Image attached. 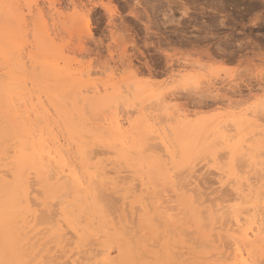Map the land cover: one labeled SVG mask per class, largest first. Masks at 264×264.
Instances as JSON below:
<instances>
[{
	"label": "bare ground",
	"instance_id": "6f19581e",
	"mask_svg": "<svg viewBox=\"0 0 264 264\" xmlns=\"http://www.w3.org/2000/svg\"><path fill=\"white\" fill-rule=\"evenodd\" d=\"M4 1L0 0V264H82L85 259L90 264H264V189L257 186L259 178H253L250 170L242 177L233 172L238 155L248 160L262 145L246 143L239 151L238 142H230L226 134L214 137L211 129L202 136L205 145L202 137L198 143L186 107L185 112L173 110V93L165 94L167 84L183 76L186 66L170 74L166 89L136 82L123 90L118 85L100 86L90 82L91 71L86 69L76 76L67 72L71 83L64 82L58 93H50L47 86L43 89L27 77L30 66L52 71L54 76L62 71L45 59L49 54L39 60L24 50L33 5H27L25 14ZM54 2L49 0L47 12L42 8L34 12L38 17L34 40L46 53L54 47L49 21L54 23L63 15ZM144 96L152 98L154 108L147 112L130 108L133 101H146ZM117 98L125 99L118 100L126 103L123 113ZM135 112L141 113L140 119ZM249 113L255 116L256 110ZM194 140L205 150L197 162L196 155L191 158ZM220 149L230 156V166L218 163ZM152 169L169 180L175 195L203 227L199 237L154 204ZM199 170L214 172L218 180L226 181L230 196L220 198L216 193L215 197L214 191L208 202L205 196L200 199L204 193L198 185L202 182L197 181ZM109 195L114 201L122 200V206L112 201L117 209L108 202ZM136 214L144 229L141 237L133 223Z\"/></svg>",
	"mask_w": 264,
	"mask_h": 264
},
{
	"label": "rangeland",
	"instance_id": "374dc122",
	"mask_svg": "<svg viewBox=\"0 0 264 264\" xmlns=\"http://www.w3.org/2000/svg\"><path fill=\"white\" fill-rule=\"evenodd\" d=\"M55 1L54 3L57 6H61L63 15L60 16L61 19H56L54 23L49 21V32L51 37L54 38V47L49 53L45 52L40 41L34 40L33 36L35 22L38 19L37 14L34 12L37 8H42L47 12L49 0L4 1L6 5L11 3V9H21L25 14H28L27 5H33L34 12L28 14V35L23 40L24 50L32 51L36 57H40L39 60L51 54V58H54L50 59L48 55L45 59L50 60L52 65H54V62L57 63V66L62 70L58 76H54L52 71L43 72L39 68L30 66L27 71L29 80L34 81L41 88L44 87L43 89H46L45 86H47L50 93L55 94L61 90L64 82L71 83V76L67 72L71 73L72 76H76L78 72L89 69L91 71L90 82L94 81L100 86L102 84L118 85L123 90L127 86H131V83L136 82L138 85L148 86L155 90L157 87V89L166 87V82L170 80V74L184 64L186 70L183 71V76L178 77L175 82L168 81L170 85L167 84L166 87L170 88L167 89L169 93L165 91V94L173 93L171 95L172 98L174 97L171 101V105H173L171 108L173 110L178 108L180 112L188 110L186 112L190 116L189 125L196 128L197 131L195 130L194 134L198 133L196 134L197 139H199L198 143H202V136L205 135V131L211 129L212 132L215 130L216 135L213 134L214 137L226 134L231 139L230 142H238L239 151L246 148V143L255 142L253 144H257L258 147L262 145L260 146L261 149L259 148L261 151L258 150L260 153L258 151L252 152L248 160H246V157L244 160V157L241 158L238 155L237 159L234 160L235 163H233V172L242 177L246 176V171L250 170V175L253 178H259L257 186L264 189V168L262 170V167H264V113L253 108L251 110H256L255 117L249 113L251 110L248 108L256 97L264 93V85L257 77L261 68L264 67V0ZM81 15L88 20V24L80 19V17L82 18ZM58 49H64L65 51L61 53L58 52ZM39 51H41L40 54ZM41 53L43 56H40ZM45 54L47 55L45 56ZM115 68L117 71H112ZM85 78L86 76H84ZM189 78L192 79L189 80ZM196 83L200 84L196 85ZM54 86L58 88L55 90ZM146 97L144 96L143 100L146 101L143 103L138 101L130 103V108L150 111L154 108L151 106L155 104L152 102L151 105L152 98L146 99ZM119 99L125 101L124 98H117V101ZM122 100L118 101L121 113H123L126 104ZM231 102L233 104H230ZM143 105L147 106V109ZM110 110L113 111L112 108L108 109L109 112ZM135 113L134 117L141 118V113ZM90 114H85V116L91 117ZM201 123H205L206 126H202ZM216 129L218 130L216 131ZM254 132H256L255 136L252 137L251 134ZM204 138L202 144L205 145ZM244 138H247V140H244ZM252 138L256 140L252 141ZM195 140L193 145L195 144L197 147L195 146L193 149L191 158L194 159L196 155L194 160L197 162V158L199 161L204 157L203 154L205 153L203 151L205 150H202L204 145H197L198 143ZM143 148L145 149L146 146H143ZM197 150H199V153L195 152ZM221 150L223 149L217 152L220 157L222 156L220 158L217 155V158H219L218 163L220 161V164H223L222 166L226 164L225 166L228 167L230 164L227 165V162L232 163L230 156L226 155L227 151L225 154L223 153L224 150ZM145 151L143 153L146 154L147 151ZM257 161L262 164V167L261 164L258 165ZM255 162L257 165H255ZM254 167H258L260 170L257 168L258 171H256ZM201 171L197 172V177L199 176L198 183L202 182L204 184H198L200 185L199 189L204 193L201 195V191L198 190L201 195L200 199L204 200L205 198L208 202L209 198H214L212 194L214 191V196L217 193V197L227 198L230 196L231 189L226 181L218 180L214 172ZM233 172H231V175ZM202 176L203 178H201ZM214 176H216V179ZM210 180L213 181V186ZM149 181L155 186V198L157 197L158 200L154 198L153 202L160 211L169 214L172 221H175L178 225H184L188 231H196L197 234L194 237H199L198 234H201L203 227L199 228L196 217L188 210L186 204L175 195L169 180L152 169L149 174ZM223 186L224 188H221ZM219 192H223V195L219 194L218 196ZM107 194L105 197H107ZM112 195L114 194H111V197ZM112 198L109 195L108 199L110 201L108 202L114 201ZM105 199L104 201H106ZM114 202H116L117 207L122 206V200ZM116 205L113 204L115 207ZM115 207L114 209L117 208ZM116 211L118 213V210ZM133 219V223L136 222L134 224L135 230L138 231L139 235L135 231L134 233L141 237L144 229L140 224L138 215L136 214ZM133 223L131 224L133 225ZM222 242L225 243L224 239ZM96 247L94 248L96 249ZM94 251H92V255L95 253ZM88 254L90 256V252ZM85 255L87 256L86 253ZM83 262L90 264L86 259ZM83 262L82 264H84Z\"/></svg>",
	"mask_w": 264,
	"mask_h": 264
},
{
	"label": "snow or ice",
	"instance_id": "6c2138e0",
	"mask_svg": "<svg viewBox=\"0 0 264 264\" xmlns=\"http://www.w3.org/2000/svg\"><path fill=\"white\" fill-rule=\"evenodd\" d=\"M257 77L261 81L262 85H264V67L261 68V70L257 74ZM253 108H255L257 111L261 113H264V93L256 97L249 105L250 110Z\"/></svg>",
	"mask_w": 264,
	"mask_h": 264
}]
</instances>
